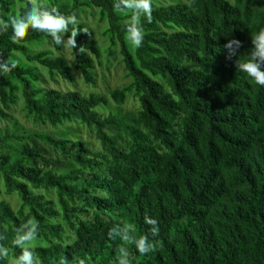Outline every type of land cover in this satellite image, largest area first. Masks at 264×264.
I'll list each match as a JSON object with an SVG mask.
<instances>
[{
	"label": "trees",
	"instance_id": "16d2710c",
	"mask_svg": "<svg viewBox=\"0 0 264 264\" xmlns=\"http://www.w3.org/2000/svg\"><path fill=\"white\" fill-rule=\"evenodd\" d=\"M156 1L151 21L141 18L143 46L133 49L125 34L129 16L114 11L116 0H39L65 15L98 10L108 55L118 48L132 79L104 96L35 87L33 69L16 54L68 82L71 67L49 51L28 49L46 39L60 50L46 33L29 28L13 40L11 27L3 29L31 0H0V62L15 65L0 72V119L9 118L5 111L20 88L28 114L54 128L78 123L100 147L68 132L0 134V149L11 151L0 152V197L4 191L20 201L14 210L0 199V264H18L24 248L34 251V264H118L120 247L130 264H264V86L237 68L264 29V0ZM73 31L76 47L67 43L74 66L93 85L102 50L78 23L69 25L66 41ZM231 39L241 47L228 59ZM129 94L139 105L134 116L99 113ZM34 139L69 162L61 170L40 168L37 148L26 143ZM146 216L158 219V236L149 235ZM28 224L36 237L15 243ZM120 226L137 239L149 235L153 251L142 255L130 241L110 238Z\"/></svg>",
	"mask_w": 264,
	"mask_h": 264
},
{
	"label": "rangeland",
	"instance_id": "374dc122",
	"mask_svg": "<svg viewBox=\"0 0 264 264\" xmlns=\"http://www.w3.org/2000/svg\"><path fill=\"white\" fill-rule=\"evenodd\" d=\"M64 1L68 2L70 0ZM174 1L182 2V0H158L154 2V6H167L174 3ZM76 18V23L84 26L85 30L89 32L91 39L95 40L102 50V58L100 62L95 63V69L93 71L94 84H86L80 71L75 68L71 48L67 42L61 46L60 50H56L51 41L43 39L39 42L27 45L28 49L32 52L49 51L52 57H63L71 67L73 81L68 82L59 75L50 76L49 72L44 67L34 62H28L23 56L16 54V62L26 64L33 69L37 79L33 82L34 86L40 89H54L60 92H78L83 95L98 94L107 96L110 91L120 89L130 84L132 79L128 78L126 74L118 48L113 49L115 53L114 56L108 55L109 42L108 38L104 36V30L107 24L106 22L100 21L98 10L82 8ZM14 84L18 85L16 82H14ZM138 106L137 99L133 94H129L123 105L117 106L114 103H110L108 107L99 109V113L104 116L113 114L124 118L131 115L134 116ZM0 108L3 109L1 102ZM5 112L8 114L9 118L6 120L0 119V134L6 131L10 134L15 133L25 136L28 134L46 133L53 137L60 138L63 132H68L69 139L84 141L96 150L100 148L92 132L78 123H65L64 125L54 128L49 124L40 122L34 116L28 114L25 109L20 88L15 92L14 100L9 103V109ZM26 143L32 148H37V153L43 159L39 162V167L42 169L61 170L69 162L68 158L62 156L58 150L47 145L45 142L34 139L33 142L27 141ZM0 152L11 154V151L8 149H0ZM0 185L2 190H4L2 181H0ZM52 198H54V196H52ZM0 199L8 202L14 210L19 208L20 201L17 194L13 193L9 195L3 191Z\"/></svg>",
	"mask_w": 264,
	"mask_h": 264
},
{
	"label": "clouds",
	"instance_id": "9594fccd",
	"mask_svg": "<svg viewBox=\"0 0 264 264\" xmlns=\"http://www.w3.org/2000/svg\"><path fill=\"white\" fill-rule=\"evenodd\" d=\"M113 8L117 13L129 16L125 25V34L130 46L133 49L142 47L146 33L141 18L151 21L152 0H116ZM76 22L75 14L65 15L55 6L48 8L41 5L39 0H31L30 7L23 14L8 17L7 21L3 23V29L6 30L11 27L13 40L22 39L31 28L49 35L56 45L62 46L66 42H70L73 47H76L75 37L77 33L75 31L72 32L68 41L64 39L65 36L63 35L68 32L69 25H75ZM252 45L246 62L237 60V68L251 77L256 84L264 86V29L252 38ZM240 47L241 42L239 40H229L224 46L227 58L231 59L237 56ZM80 51H85V48L81 47ZM13 68H15L14 64L10 66L7 62H0V72L7 73ZM145 223L150 226V236L159 235L158 219L146 216ZM36 235L37 230L34 227L30 224L23 225L17 230L15 243H25L34 239ZM108 235L110 238L119 236L122 240L130 241L142 255L148 254L154 249L149 235H143L137 239L132 237L128 230L122 226L110 229ZM118 251V264H130L128 249L120 247ZM18 264H34V251L30 248H24L18 258ZM81 264H83V261H81Z\"/></svg>",
	"mask_w": 264,
	"mask_h": 264
}]
</instances>
